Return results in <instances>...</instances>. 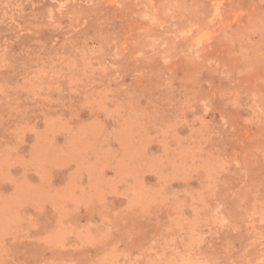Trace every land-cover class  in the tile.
<instances>
[{"label": "rangeland", "instance_id": "obj_1", "mask_svg": "<svg viewBox=\"0 0 264 264\" xmlns=\"http://www.w3.org/2000/svg\"><path fill=\"white\" fill-rule=\"evenodd\" d=\"M0 264H264V0H0Z\"/></svg>", "mask_w": 264, "mask_h": 264}]
</instances>
